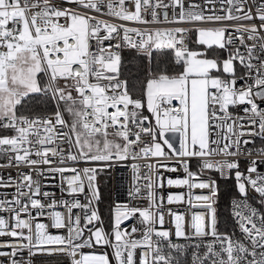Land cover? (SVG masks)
Here are the masks:
<instances>
[{"label":"snow or ice","instance_id":"6c2138e0","mask_svg":"<svg viewBox=\"0 0 264 264\" xmlns=\"http://www.w3.org/2000/svg\"><path fill=\"white\" fill-rule=\"evenodd\" d=\"M4 168L0 264H264V0H0Z\"/></svg>","mask_w":264,"mask_h":264},{"label":"built area","instance_id":"2783aa9c","mask_svg":"<svg viewBox=\"0 0 264 264\" xmlns=\"http://www.w3.org/2000/svg\"><path fill=\"white\" fill-rule=\"evenodd\" d=\"M141 163H143V162H141ZM26 170L27 169H25V171ZM262 170H264V169H262ZM8 173L15 174V169H12V168L0 169V174L6 175ZM129 175H130L129 172L125 171V169H123V168H120V169H116L115 171H110L108 173H104L99 177V184H100L101 179L105 178L108 182V185H109V192H108L109 198L106 202V208L103 209L101 207V205H100L101 200L99 203V210H100L101 215L103 216L104 220L108 221L109 211H110L111 207L113 206L114 202H116L118 200L123 201L126 198L125 192H126V188H127ZM167 175H173L174 176L176 174L168 173ZM56 183H58V181H52V180L45 181V184L47 185L46 190H48L50 192H55L57 197H59L60 196V190L58 187L55 186ZM169 191L181 192V191H186V190L185 189H168V188L163 189V192L165 194H167ZM200 191H201L200 189H193V192L198 193ZM231 198H232V196L229 197V199L227 201L228 220L225 223L221 224V230L222 231L225 230V227H227L228 230H231L232 221H231V217L229 214V207H228L229 201ZM168 207H171V208L176 209L180 212H183L186 210L187 206L183 205V204H173V205L168 206ZM65 215H67L66 211H65ZM166 219H167V216H166ZM53 231H55V230H53ZM84 251L88 252V251H90V249H85ZM35 259L37 260V264H56V261L61 259V258L57 257V256H52V257L37 256Z\"/></svg>","mask_w":264,"mask_h":264},{"label":"trees","instance_id":"16d2710c","mask_svg":"<svg viewBox=\"0 0 264 264\" xmlns=\"http://www.w3.org/2000/svg\"><path fill=\"white\" fill-rule=\"evenodd\" d=\"M126 59L122 68V71L125 76H136L139 70V61L138 59H133L131 56L127 55V50H125ZM100 194H101V207L106 208V201L103 200L104 196L109 192V185L105 178H102L99 184ZM230 186H223L221 188V201L219 206V212L221 214V224L225 223L228 220V211H227V201L230 197ZM103 201L105 205H103Z\"/></svg>","mask_w":264,"mask_h":264},{"label":"rangeland","instance_id":"374dc122","mask_svg":"<svg viewBox=\"0 0 264 264\" xmlns=\"http://www.w3.org/2000/svg\"><path fill=\"white\" fill-rule=\"evenodd\" d=\"M100 196H101V194H100ZM231 196H232V189L230 190V197H231ZM108 198H109V194L107 193V194L104 196L103 200L107 202ZM104 201H103V205H105V202H104ZM105 223L107 224V220H105Z\"/></svg>","mask_w":264,"mask_h":264}]
</instances>
